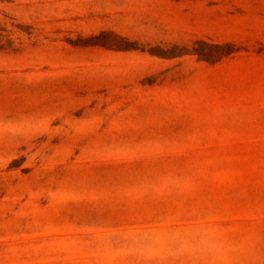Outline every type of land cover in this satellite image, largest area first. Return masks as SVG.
I'll return each instance as SVG.
<instances>
[{"label":"rangeland","instance_id":"1","mask_svg":"<svg viewBox=\"0 0 264 264\" xmlns=\"http://www.w3.org/2000/svg\"><path fill=\"white\" fill-rule=\"evenodd\" d=\"M0 264H264V0H0Z\"/></svg>","mask_w":264,"mask_h":264}]
</instances>
